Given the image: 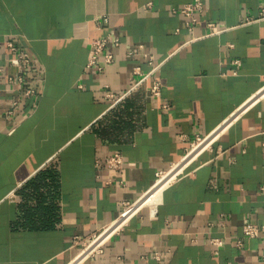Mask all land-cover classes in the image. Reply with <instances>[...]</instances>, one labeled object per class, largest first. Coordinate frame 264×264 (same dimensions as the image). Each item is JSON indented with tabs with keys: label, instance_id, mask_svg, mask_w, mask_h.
<instances>
[{
	"label": "crops",
	"instance_id": "1",
	"mask_svg": "<svg viewBox=\"0 0 264 264\" xmlns=\"http://www.w3.org/2000/svg\"><path fill=\"white\" fill-rule=\"evenodd\" d=\"M197 1L0 0V264H264V0Z\"/></svg>",
	"mask_w": 264,
	"mask_h": 264
},
{
	"label": "built area",
	"instance_id": "2",
	"mask_svg": "<svg viewBox=\"0 0 264 264\" xmlns=\"http://www.w3.org/2000/svg\"><path fill=\"white\" fill-rule=\"evenodd\" d=\"M202 12H203V4L199 0L197 2L186 5L180 11V14L183 15L188 20L186 26L187 28L192 30L197 22L196 16L201 14ZM207 28L210 34H218L220 32L215 24H208ZM111 44L114 45L115 47H118L120 45V38H118L117 36H107L106 38L103 39L94 40L91 43L86 70H92L98 67H100L99 70H103L105 67L113 64L114 62L113 57L110 55H105L106 48ZM1 48L2 46L0 45V49ZM5 48H7L13 54V59L10 61L9 65L14 70V73L8 78L9 85L12 86L15 92L18 93V97L20 99H30L35 97L36 91L28 87V77L32 66L31 57L25 50L15 46L11 42L7 43ZM101 58H103L102 66L99 65ZM150 93L155 97L159 96L160 84L158 82H154L152 84ZM18 108H19V103L14 102L12 105V109L17 110ZM201 143L202 142L198 140L197 146ZM123 165H124V159L122 156L118 154L111 156L107 161L108 168L113 171L121 170ZM142 200H140L137 204H134L132 206L126 205L124 208V212L121 216L122 219L126 220L127 218H130L131 216L136 214L140 210V207L138 206ZM129 214L130 216H128ZM115 227L116 225H113L103 230V232L99 236H97V238L94 239V241L89 245L87 249H90L94 243H96L100 238H102L105 234H107L110 229H113ZM119 227L120 225L116 227V229L110 234V236L113 233H115ZM260 232H261V228L257 225H247L243 228V235L245 238L248 239L257 238ZM212 244L217 247L222 246L221 242H219L218 240L212 241ZM96 250L97 247L92 249L90 253ZM263 259H264V255H263Z\"/></svg>",
	"mask_w": 264,
	"mask_h": 264
},
{
	"label": "bare ground",
	"instance_id": "3",
	"mask_svg": "<svg viewBox=\"0 0 264 264\" xmlns=\"http://www.w3.org/2000/svg\"><path fill=\"white\" fill-rule=\"evenodd\" d=\"M148 198H149L148 195H147L145 198H143V200L141 201V203H140L139 206H138V207H140V209H141V208H145L146 205H144V204L150 202V200H148ZM153 200H154V202H153L150 206H155L156 203H158L157 196H156V197L154 196V197H153ZM128 216H130V214H129ZM115 229H116V228H115ZM115 229H114V230H115ZM111 230H112V229H110L109 231H111ZM114 230H113V231H114ZM113 231H112V232H113ZM105 235H106V234H105ZM105 235H104V236H105ZM107 237H108V236H107ZM107 237H106V238H107ZM100 239H101V238H100ZM104 240H105V239H104ZM104 240H103V241H104ZM103 241H102V242H103ZM94 244H95V243H94ZM94 244H93V245H94ZM93 245H92V247H93ZM92 247H91V248H92Z\"/></svg>",
	"mask_w": 264,
	"mask_h": 264
},
{
	"label": "rangeland",
	"instance_id": "4",
	"mask_svg": "<svg viewBox=\"0 0 264 264\" xmlns=\"http://www.w3.org/2000/svg\"><path fill=\"white\" fill-rule=\"evenodd\" d=\"M161 185V184H160ZM159 186V185H158ZM156 190V189H155ZM155 190L153 189V191L148 195V200H150V202H148V203H145L144 205H146V207L147 206H150L153 202H154V200H153V197H154V193H155ZM156 197V196H155Z\"/></svg>",
	"mask_w": 264,
	"mask_h": 264
}]
</instances>
